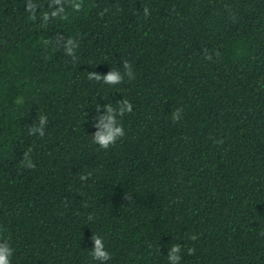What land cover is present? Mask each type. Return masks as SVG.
Listing matches in <instances>:
<instances>
[{
	"label": "trees",
	"instance_id": "trees-1",
	"mask_svg": "<svg viewBox=\"0 0 264 264\" xmlns=\"http://www.w3.org/2000/svg\"><path fill=\"white\" fill-rule=\"evenodd\" d=\"M4 242L11 264H264V0H0Z\"/></svg>",
	"mask_w": 264,
	"mask_h": 264
},
{
	"label": "clouds",
	"instance_id": "clouds-1",
	"mask_svg": "<svg viewBox=\"0 0 264 264\" xmlns=\"http://www.w3.org/2000/svg\"><path fill=\"white\" fill-rule=\"evenodd\" d=\"M59 2V0H57ZM31 7V6H29ZM79 5H77V9H79ZM63 11V9H61ZM145 16L149 15V11L147 8L144 9ZM34 18V17H33ZM210 59V57H209ZM125 69L128 70L129 78H132L130 64L125 61ZM95 78L96 81H103L105 84H119L123 81V76L119 71H112L107 76L101 77L95 73L89 75V79ZM108 109V114L102 118L100 123L103 125V131L98 132L96 136L93 138L94 142L97 143L101 148L107 149L110 146L114 145L116 141L124 135V129L121 124L116 125L117 115L114 114V110L111 105L106 106ZM133 109V105L128 101H124V106L120 108L119 115L123 116L125 112L131 113ZM180 110H177L173 113V121L180 119ZM41 123H43V118H41ZM27 155V154H26ZM29 168L35 167L33 163L28 164ZM85 177H81L84 179ZM95 240V248L91 252V255L95 260L99 261H107L111 259V255L108 251L105 250V245L101 237L94 236ZM192 239H196V236H193ZM195 250L189 249V254H192ZM181 248L180 245H173L171 252L168 255V259L173 262V264H179L181 259L180 256ZM13 255V249L7 242L0 244V264H11V257Z\"/></svg>",
	"mask_w": 264,
	"mask_h": 264
}]
</instances>
